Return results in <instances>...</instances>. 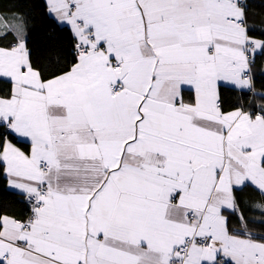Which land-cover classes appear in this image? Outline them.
Returning a JSON list of instances; mask_svg holds the SVG:
<instances>
[{
	"label": "snow or ice",
	"instance_id": "6c2138e0",
	"mask_svg": "<svg viewBox=\"0 0 264 264\" xmlns=\"http://www.w3.org/2000/svg\"><path fill=\"white\" fill-rule=\"evenodd\" d=\"M251 7L0 3V264H264Z\"/></svg>",
	"mask_w": 264,
	"mask_h": 264
},
{
	"label": "trees",
	"instance_id": "16d2710c",
	"mask_svg": "<svg viewBox=\"0 0 264 264\" xmlns=\"http://www.w3.org/2000/svg\"><path fill=\"white\" fill-rule=\"evenodd\" d=\"M18 2V0H16ZM0 3L7 4L9 0H0ZM252 7L250 11L255 13L257 16L264 15V0H251L250 1ZM261 88V84L257 83V89ZM15 210L20 211L22 210V206L19 204H12L11 205Z\"/></svg>",
	"mask_w": 264,
	"mask_h": 264
},
{
	"label": "built area",
	"instance_id": "2783aa9c",
	"mask_svg": "<svg viewBox=\"0 0 264 264\" xmlns=\"http://www.w3.org/2000/svg\"><path fill=\"white\" fill-rule=\"evenodd\" d=\"M251 1V0H250Z\"/></svg>",
	"mask_w": 264,
	"mask_h": 264
}]
</instances>
